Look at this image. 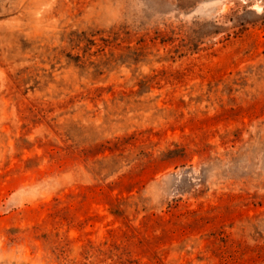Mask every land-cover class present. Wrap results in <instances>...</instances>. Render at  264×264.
<instances>
[{"label":"rangeland","instance_id":"1","mask_svg":"<svg viewBox=\"0 0 264 264\" xmlns=\"http://www.w3.org/2000/svg\"><path fill=\"white\" fill-rule=\"evenodd\" d=\"M0 264H264V0H0Z\"/></svg>","mask_w":264,"mask_h":264}]
</instances>
